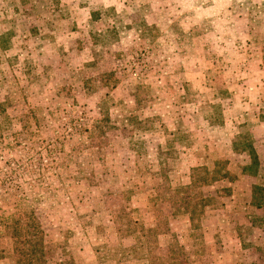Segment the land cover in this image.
<instances>
[{
  "label": "rangeland",
  "instance_id": "374dc122",
  "mask_svg": "<svg viewBox=\"0 0 264 264\" xmlns=\"http://www.w3.org/2000/svg\"><path fill=\"white\" fill-rule=\"evenodd\" d=\"M247 147L264 183V0H0V264L30 222L46 264H264V209L235 260L203 229Z\"/></svg>",
  "mask_w": 264,
  "mask_h": 264
},
{
  "label": "trees",
  "instance_id": "16d2710c",
  "mask_svg": "<svg viewBox=\"0 0 264 264\" xmlns=\"http://www.w3.org/2000/svg\"><path fill=\"white\" fill-rule=\"evenodd\" d=\"M237 146V144L234 146ZM245 147H242L241 150H243ZM247 152L249 154V162L246 165L242 166L241 171L244 174H248L251 176H255L257 173L258 168V162L255 155L251 152L250 147H247ZM165 154H169L168 151L165 152ZM158 163L160 164L161 169H164L165 160L166 158L163 157L160 159V156H158ZM221 166H215L213 171L217 172L219 171L221 177L224 176V173H226L225 169H222ZM201 169V168H200ZM222 169V170H221ZM204 171V174H209L210 170L208 168H202ZM191 171V170H190ZM193 183V180L189 178V181L187 184H184L182 186L171 187L169 185H166L164 189L162 190L164 192V195L162 193H159L158 195L161 196L162 201H167L172 206V210L174 212H183L186 211L189 214L190 221L193 219V212L188 206H184L185 204H196L197 202L200 203L201 206H204L209 203L211 197L202 195V193L198 192L196 194L195 198L193 197V194L189 192V184ZM180 191V193H177V191ZM250 191H251V202L255 204L256 206H262L264 207V183H252L250 185ZM166 193V195H165ZM202 208V207H201ZM201 208L197 211L195 215L201 214ZM178 210V211H176ZM26 225V224H25ZM27 227L23 229L22 227H11L9 228L11 233L9 236L13 238V247L12 250L9 252V254L14 259V264H46L44 259V253L42 248V230L39 228L38 223L32 224L31 222L26 225Z\"/></svg>",
  "mask_w": 264,
  "mask_h": 264
},
{
  "label": "crops",
  "instance_id": "0c3cea01",
  "mask_svg": "<svg viewBox=\"0 0 264 264\" xmlns=\"http://www.w3.org/2000/svg\"><path fill=\"white\" fill-rule=\"evenodd\" d=\"M47 31L51 32L49 28H47ZM177 133L182 134V131L181 130L178 131L176 129L174 132H170V134L173 135L174 140L178 139L176 136ZM215 148L217 149L218 147ZM241 167L242 165L240 166V169ZM252 177L253 176H248L240 173L236 176V179L234 178V180L230 182L227 181L228 185L230 186L229 188H231V191L230 189H228L229 193L226 196L216 195V193L214 194L215 198L219 201L220 206L219 205L206 206V209L204 211L205 215L207 214L210 218L213 219L209 223L207 222L206 224H204L203 226L204 235L209 236L208 238H210V241L208 243L210 246H213L214 242L217 243L216 245H218L219 250L216 252L218 256L222 258L229 257L230 260L236 259V256H238V251H237L238 247L239 249H241L242 243L244 242V241L242 242V238L244 236L242 230H244V228L246 227L238 226L239 223L237 224V222H232V221H229V223L232 224L218 225L220 223L218 222V219L221 221V217H223L220 215L222 213L229 215L231 213H236L235 211H238L237 213L240 214L242 213V215L245 214L244 216H242V218L245 219L246 216L248 217V213L258 214L259 212H262V210L264 209V207L262 206H256L250 200L251 191L249 189L250 188L249 185L253 183L251 181ZM247 182L249 183L247 184ZM240 184L243 186H240ZM145 210L146 211L150 210V207L147 206V209L145 208ZM244 222H247L249 227L253 229L256 228V226H253L252 224L248 223V220ZM258 227H260L259 225L257 226V229H260ZM239 228L241 229L239 230ZM255 253L256 250H253L251 254H255ZM228 254H230V256H228Z\"/></svg>",
  "mask_w": 264,
  "mask_h": 264
}]
</instances>
